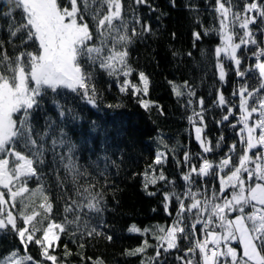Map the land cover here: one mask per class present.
<instances>
[{"label":"trees","instance_id":"trees-1","mask_svg":"<svg viewBox=\"0 0 264 264\" xmlns=\"http://www.w3.org/2000/svg\"><path fill=\"white\" fill-rule=\"evenodd\" d=\"M62 2L66 3V0ZM244 2L232 0L233 10H242ZM123 5L128 34L132 35L133 28L137 33L127 44V62L133 69L129 79L139 85L138 74L143 72L150 81L147 95H133L131 90L121 92L119 82L123 76L118 82L98 64L91 65L85 61L84 67L92 74L91 83L96 88L95 105L67 90L47 91L40 98V107L32 112L31 123L35 133L42 136L47 132L48 135L37 141L43 148V162L36 165L37 177L29 181L28 187L35 189L43 185L53 204L52 217L58 222L65 216L69 220L74 219L73 214L64 212V208L71 202L68 197L78 201L83 199L76 196L77 187L82 190L89 184L94 185L90 191L103 196V211L97 214L85 208L79 213V228L69 226V234L61 235L59 247L50 250L58 257L57 264H94L97 260L104 264H182L178 257L190 258L185 250L193 245L191 234L189 239L181 238L176 249L164 252L161 248L160 256L156 257L158 228L171 225L178 209L175 198L165 208L163 193L174 190L183 194L187 183L182 176L192 164L200 166V156L218 163L229 153L230 145L235 143L236 150L231 155L233 163H236L243 150L237 135L239 125L232 127L239 117V98L233 96V92L245 83L249 90L258 87V74L252 71L245 78H240L232 61L215 55L216 47L221 44L217 32L220 27L217 0H174V3L173 0H147L141 4L135 0H123ZM6 11V0H0V40L4 41L8 55L14 56L24 49L34 51L35 45L31 42L23 48L19 46L20 34L9 42L8 26L12 18L2 15ZM13 18L20 23L21 13L18 10L13 12ZM85 19L89 21L95 42L98 37L94 22L90 17ZM137 19L139 23H136ZM141 25L150 26L151 31L142 32ZM250 27L257 40L264 42V34L261 33L264 23L257 21ZM236 31L239 34L241 30L237 27ZM194 32L200 33L199 40ZM255 49V45H248L238 50L240 71H246L255 64L256 57L252 56ZM218 63L224 65L226 76L223 81L219 78ZM185 81L195 92L191 106L187 95L177 97L173 91V84L182 85ZM182 91L186 93L187 89ZM218 92H222L229 104L235 106L233 115L223 123L220 121L227 108L215 105ZM141 98L152 102L148 109L139 103ZM200 98L204 100L203 137L211 141L212 147L209 153H203L195 139L194 127L188 120L193 108L200 111L197 104ZM58 104L65 111L64 117L59 115ZM60 130L67 143L64 146L58 144L53 151L52 140L59 138ZM69 146L72 147V158L83 173L75 182L71 173L65 170L67 161L62 163L60 160L61 155H67ZM16 150L31 154L22 142L16 144ZM157 153H164L159 164L155 163ZM185 153L190 156L187 163ZM152 170L157 175L163 171L167 181H158L146 190L143 174L146 171L151 174ZM193 181V191L200 189L203 193L207 187L210 195L213 186L219 190V180L212 176L193 174ZM149 192L155 195H149ZM188 203L190 200L186 199L185 204ZM237 214L231 213L230 217ZM191 222L190 214L185 213L184 223ZM132 224L150 231L143 235L131 233L128 228ZM91 228H96L99 234L87 236L86 232ZM196 234L202 238L200 225H197ZM108 236L112 239H107ZM144 240L149 246L143 253L126 254L141 246ZM235 247L241 250L238 241ZM17 250L20 255H31L38 264H52L41 255V249L35 243H30L25 252L14 232L0 230V260ZM199 260L197 253L193 264H198Z\"/></svg>","mask_w":264,"mask_h":264},{"label":"snow or ice","instance_id":"snow-or-ice-1","mask_svg":"<svg viewBox=\"0 0 264 264\" xmlns=\"http://www.w3.org/2000/svg\"><path fill=\"white\" fill-rule=\"evenodd\" d=\"M135 3H147V0H135ZM6 6L8 11L2 15L12 18L8 26L9 42L20 34L19 46L23 48L31 42L35 49H24L9 56L4 41L0 40V230L14 232L25 252L30 243H35L46 260L57 264L58 257L50 250L59 247L61 235L69 234V226L79 228V213L85 208L97 214L103 211V196L90 191L94 185L89 184L82 190L77 187L76 196L83 199L78 201L68 197L71 202L64 208V212L73 214L74 219L69 220L65 216L63 221L58 222L52 217L53 204L43 185L35 189L28 187L29 181L37 177L36 165L43 162V148L37 141L48 135L47 132L42 136L35 133L31 123L32 112L40 107V98L47 91L56 93L58 90H67L95 105L96 88L91 83L92 74L84 67L85 61L91 65L98 64L108 75L116 77L118 82L119 77L123 76L119 89L124 93L131 90L133 95L142 93L146 96L150 81L143 72L138 74L139 85L129 79L133 69L127 62V44L137 33L133 28L132 35L128 34L123 0H66V3L62 0H6ZM233 9L232 0H217L216 11L220 24L217 32L221 44L216 47L215 55L218 58L223 55L232 61L240 78L255 71L259 84L249 90L245 83L233 92V96L239 98V117L232 127L239 125L237 135L243 146L237 162L233 163L231 155L236 150L235 143L230 145L229 153L218 163L200 156V166L192 164L182 176L187 183L183 194L174 190L163 193L165 208L175 198L178 209L171 225L158 228L156 257L160 256L161 248L164 252L176 249L179 240L189 239L191 234L193 245L185 250L190 258L185 260L184 257H178L182 264H193L197 253L200 255L198 264H264V46H261L264 42L257 40L256 33L250 27L257 21L264 23V3L261 0H245L242 10ZM17 10L21 13L20 23L13 18V12ZM85 17H90L94 22L98 37L95 42L94 33ZM136 23H139L138 19ZM237 27L241 30L239 34ZM141 29L142 32L151 31L147 25H141ZM261 33L264 34V29H261ZM193 35L197 40L201 38L199 32ZM248 45L256 46L252 52L256 62L246 71H240L241 59L237 53ZM218 68L219 78L223 81L226 76L223 63H218ZM182 89H187V92ZM173 91L177 97L187 95L188 105H192L191 98L195 92L187 81L182 85L173 84ZM139 103L145 109L152 104L143 98ZM197 104L200 111L193 108L188 120L194 127L195 139L200 143L203 153H209L212 151L211 141L202 137L205 127L203 98ZM215 105L227 108L221 123L229 120L235 111V106L229 104L222 92H218ZM57 107L60 108L59 115L64 117L62 106L58 104ZM68 111L71 112L70 109ZM63 137L64 133L60 130L59 138L52 140L53 151L58 144L64 146L67 143ZM21 142L30 155L16 150V144ZM71 152L72 147L69 146L67 155H61L60 160L62 163L67 161L64 163L65 170L71 173L75 182L83 173ZM162 156L164 153H157L155 163H161ZM184 160L186 163L190 161L188 153H185ZM225 169L228 171L225 172ZM193 174L218 179L219 190L213 186L210 195L207 187L203 193L200 189L193 191ZM143 175L146 190L158 181H167L163 171L158 175L154 170L151 174L146 171ZM148 194L155 195L153 192ZM186 199L190 200L187 205ZM245 209L250 211L246 212ZM234 212L238 214L230 218ZM185 213L192 218L190 224L184 223ZM197 225L201 226L202 238L196 234ZM128 231L143 235L150 230L132 224ZM37 233L40 235L37 236ZM71 234L75 235V232ZM94 234H99L96 228L86 232L87 236ZM107 239L111 240L112 237L108 236ZM232 241H239L240 251L232 246ZM148 246V241L144 240L141 246L126 254H141ZM65 252L67 254L66 245ZM28 262L38 264L31 255H20L18 250L0 260V264ZM94 264L104 262L97 260Z\"/></svg>","mask_w":264,"mask_h":264},{"label":"rangeland","instance_id":"rangeland-1","mask_svg":"<svg viewBox=\"0 0 264 264\" xmlns=\"http://www.w3.org/2000/svg\"><path fill=\"white\" fill-rule=\"evenodd\" d=\"M222 57H223V55H222ZM255 118H256V114L253 115V119H255ZM202 137H203V133H202ZM234 217H235V216L230 217V218H234ZM236 242H237V241H232V246H233V247H235ZM238 242H239V241H238Z\"/></svg>","mask_w":264,"mask_h":264}]
</instances>
